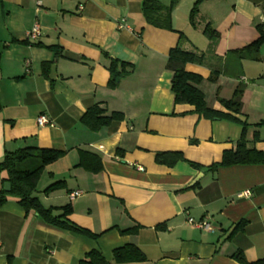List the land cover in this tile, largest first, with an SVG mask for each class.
<instances>
[{
	"label": "crops",
	"instance_id": "obj_1",
	"mask_svg": "<svg viewBox=\"0 0 264 264\" xmlns=\"http://www.w3.org/2000/svg\"><path fill=\"white\" fill-rule=\"evenodd\" d=\"M142 1L0 0V162L27 147L63 152L43 169L33 197L55 217L69 207L67 220L97 235L50 224L9 197L0 208V264H78L92 251L116 264L114 250L129 244L146 261L126 264H239L236 252L249 263L264 260V164L209 170L235 151L242 127L175 105L165 66L181 33V48L202 55L185 69L201 76L208 108L225 112L220 100L245 84L236 117L249 125L247 147L264 152V126H256L264 122V46L255 62L233 53L258 38L264 0H203L195 26L198 0H176L172 31L147 25ZM158 1L170 7L173 0ZM34 23L40 36L27 40ZM207 25L214 41L203 34ZM111 65L123 72L115 87ZM94 106L124 119L91 131L81 119ZM42 115L53 126H37ZM159 152L181 153L202 169L158 165ZM84 153L99 158L100 171H92L95 162L80 165ZM245 190L250 197H237ZM189 219L207 221L212 231Z\"/></svg>",
	"mask_w": 264,
	"mask_h": 264
},
{
	"label": "trees",
	"instance_id": "obj_2",
	"mask_svg": "<svg viewBox=\"0 0 264 264\" xmlns=\"http://www.w3.org/2000/svg\"><path fill=\"white\" fill-rule=\"evenodd\" d=\"M202 1L203 0H198L191 11L190 22L193 26L196 25L198 5ZM175 3L176 0H173L170 7H164L158 0H143L142 16L147 25L165 31H172L170 9ZM256 30L258 32V38L255 41L248 44L244 48L233 52L238 61L250 60L255 62L259 60L260 49L264 46V23L257 25ZM203 34L211 41H214L217 37L215 36V32L209 28L208 25L204 28ZM184 41L185 37L180 33L179 45L173 49L172 52H170L165 65L166 69L172 73L171 92L174 95V104L192 106L194 108L193 113L198 115L201 119L211 121H228L239 124L242 127V135L236 145L235 151L224 152L221 162L213 164L208 169L215 171L220 167L227 168L232 166L264 164V152L248 148L246 145L247 142L245 140V132L249 125L244 121H240L236 117L242 113V96L246 85L240 83L236 87L233 97L230 100H220V105L225 109V112L208 108L202 92H200L197 87L200 81H202V78H200L201 76L187 72L185 69L186 64H200L202 62V55H200V53L197 54L196 52L183 50L181 48V43ZM109 68L111 75L109 85L111 87H115L119 82L118 80L121 79L123 72H118L114 65H111ZM123 119L124 116L120 113H111L108 115L106 114V111L102 110L99 106H94L84 114L81 119V124L95 132L104 127H108L111 122H119ZM256 126L257 128L264 126V122H261ZM84 154L85 155H83L80 165L85 166L88 161L95 162V165L93 164L94 166L92 167V171H100V165H98L100 164L99 158L89 153ZM4 155V158L0 162V173H5V178L1 181L0 208L7 203L9 197H13L26 212L34 210L50 224L59 226L70 232L83 235L85 237L93 239L97 238V235H93L89 231L80 228L67 220V215L70 213L69 207L63 209V214L61 216L55 217L51 214L50 210L42 208L37 198L33 197V191L43 169L59 160L64 155L63 152L47 148L27 147L24 148V150L21 149L14 153H6ZM178 162H187L194 168L202 169L200 166L187 161L181 153H156L155 163L158 165L163 164L164 166L170 168ZM5 183H9L11 185V191L9 193L4 192L3 190V185ZM61 185L62 182L54 183L46 188L44 193L48 194L53 192ZM242 225V222L237 224L233 232L241 229ZM132 231H135V229H132ZM232 258L239 264H264V260L254 263L247 262L241 252H236ZM145 259V255L132 244L116 249L113 252V261L116 264L140 263L145 262ZM7 264H10V259ZM78 264L111 263L108 262L100 253L92 251L88 253Z\"/></svg>",
	"mask_w": 264,
	"mask_h": 264
},
{
	"label": "built area",
	"instance_id": "obj_3",
	"mask_svg": "<svg viewBox=\"0 0 264 264\" xmlns=\"http://www.w3.org/2000/svg\"><path fill=\"white\" fill-rule=\"evenodd\" d=\"M80 9H82V7H80ZM39 36H40L39 24L38 23H34L33 27L27 32L26 38H27V40L34 41ZM36 122H37V126H39V127H44V126H47V125L50 126L52 124L51 121H49L47 119V117H45L43 115L39 116L37 118ZM51 126H53V125H51ZM80 195H81L80 191H76V192L70 194V199L73 200V199L77 198ZM237 197H239V198H248V197H250V191L245 190L243 192H240ZM188 223L190 225H192L193 227H195L197 229H200L202 231H207V232L212 231L211 225L207 221L195 222L193 219H189Z\"/></svg>",
	"mask_w": 264,
	"mask_h": 264
},
{
	"label": "water",
	"instance_id": "obj_4",
	"mask_svg": "<svg viewBox=\"0 0 264 264\" xmlns=\"http://www.w3.org/2000/svg\"><path fill=\"white\" fill-rule=\"evenodd\" d=\"M3 190L4 192L9 193L11 191V185L9 183H5L3 185Z\"/></svg>",
	"mask_w": 264,
	"mask_h": 264
}]
</instances>
